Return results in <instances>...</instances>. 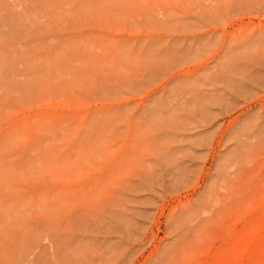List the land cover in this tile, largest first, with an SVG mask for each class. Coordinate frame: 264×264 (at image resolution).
Returning <instances> with one entry per match:
<instances>
[{"label": "rangeland", "instance_id": "374dc122", "mask_svg": "<svg viewBox=\"0 0 264 264\" xmlns=\"http://www.w3.org/2000/svg\"><path fill=\"white\" fill-rule=\"evenodd\" d=\"M0 264H264V0H0Z\"/></svg>", "mask_w": 264, "mask_h": 264}, {"label": "bare ground", "instance_id": "6f19581e", "mask_svg": "<svg viewBox=\"0 0 264 264\" xmlns=\"http://www.w3.org/2000/svg\"><path fill=\"white\" fill-rule=\"evenodd\" d=\"M225 60V59H224ZM232 64V63H231ZM226 66V65H225Z\"/></svg>", "mask_w": 264, "mask_h": 264}]
</instances>
